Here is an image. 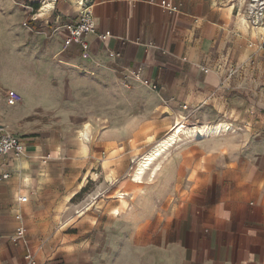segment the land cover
Returning <instances> with one entry per match:
<instances>
[{"label": "crops", "instance_id": "crops-1", "mask_svg": "<svg viewBox=\"0 0 264 264\" xmlns=\"http://www.w3.org/2000/svg\"><path fill=\"white\" fill-rule=\"evenodd\" d=\"M53 2L43 11L34 8L38 0L25 7L7 0L0 11V125L20 137L27 151L21 159L0 161V172L21 176L36 162L47 165L60 156L86 158L81 166L93 169L107 151H119L115 160L137 159L156 148L182 117L200 135L181 148L193 144L197 152L193 141L207 138L201 137L202 127L244 119L245 141L237 149L226 147L233 156L224 159V169L209 165L195 172L196 179L188 172L173 208L174 244L182 264H264V32L253 36L241 29V18L231 11L234 0H83L96 24L84 49L65 44L66 25L78 19L82 5ZM235 9L241 15L248 10L237 1ZM106 32L111 35L103 40ZM234 64L241 67L239 79L235 72L228 77ZM251 65L254 80L245 76ZM10 88L22 95L14 106L6 101ZM201 111L208 114L198 115ZM88 122L94 137L88 153L82 144V153L75 154L73 145L54 141L53 135ZM212 135L220 137L211 133L207 139ZM64 149L72 152L62 154ZM210 150L214 161H221L217 149ZM192 156L194 165L201 154ZM29 179L38 190L43 187ZM30 200L24 193L17 203ZM19 213L26 228L18 209L15 221L0 230V264H25V249L12 239ZM43 247L40 242L32 247L37 260Z\"/></svg>", "mask_w": 264, "mask_h": 264}, {"label": "rangeland", "instance_id": "rangeland-1", "mask_svg": "<svg viewBox=\"0 0 264 264\" xmlns=\"http://www.w3.org/2000/svg\"><path fill=\"white\" fill-rule=\"evenodd\" d=\"M38 1L40 4L34 5L35 9L43 7L45 0ZM236 1L238 6L242 3L247 7L246 4L252 3V0H246V3L245 0H234L231 11H235L238 17L247 16L253 26L250 22L253 16L249 10L250 5L241 15L240 9L234 10ZM16 2L22 3L24 7L31 5V0ZM6 7L7 0H0V11ZM240 70L241 67L234 64V78H240ZM245 76L254 80L256 75L252 65ZM205 114L208 111H201L198 115ZM243 120L235 122L237 132L233 133V130L224 136L193 141L200 151L194 152L193 144L175 151L162 164L163 168L154 180L147 175L142 184L132 181L136 157L113 159L119 151H107L99 166L95 163L93 169L89 165L85 168L81 166L87 161L86 158L71 161L60 156L47 165L36 162L37 165L33 164L30 171H22L21 176L12 173L8 180L0 181V230L8 222H14L16 211L21 209L28 245L34 248L40 240L45 239L46 245L38 253V263L41 261L43 264H84L87 258V264H182V255L174 244L177 237L174 219L176 209L173 208L177 193L182 187H187L188 172H191V179H196L195 172L204 171L209 165L212 168H225L224 159H231L233 156L231 152L226 153V147L237 149L245 141L244 133L247 128ZM82 128L83 126L76 127L72 133L53 135L54 141L71 144L75 154H81ZM192 139L186 138L182 144ZM93 141L91 133L90 143ZM211 147L217 149V158L221 161L215 162L214 155H209ZM69 152L72 151L64 149L62 154ZM194 153H200L201 157L191 165L192 158L189 157H193ZM182 161L183 165L180 163ZM91 163L93 164L92 161ZM86 168L87 172L83 176L82 171ZM107 173H112V178H107ZM179 173V180H176ZM86 175L94 180L86 181ZM28 177L40 180L39 186L43 184L44 188L41 186L38 190L35 182ZM24 178H28V188L25 187ZM80 183H83L82 188L79 187ZM118 192L128 193L125 195L129 203L127 207L121 201L122 198L118 197ZM24 193L31 200L28 204L19 206L17 198ZM69 197L72 198L71 201L67 200ZM17 244L25 249L23 240ZM58 249L61 250L55 256L47 254ZM73 249L76 252L70 254ZM49 257H53L52 260H48Z\"/></svg>", "mask_w": 264, "mask_h": 264}, {"label": "built area", "instance_id": "built-area-1", "mask_svg": "<svg viewBox=\"0 0 264 264\" xmlns=\"http://www.w3.org/2000/svg\"><path fill=\"white\" fill-rule=\"evenodd\" d=\"M163 3L166 5L165 2ZM81 5L82 7L78 19L75 22L66 25L68 37L66 38L65 44L70 45L72 43H78L81 44L84 49H87L88 43L85 37L86 35L96 31V24L93 14L89 10V6H86L84 3ZM249 5V10L251 15H253L250 22L254 25H261L264 21V0H252V3L246 4L247 7ZM110 35V32H106L105 34L101 35V38L105 40ZM115 55L119 56L120 54L116 53ZM233 72L234 71L231 70L228 77H232ZM144 82L148 84V81ZM6 101L8 105L14 106L22 101V95L15 89H7ZM185 119L186 117H183V120ZM26 155L27 151L24 141L0 125V161H7L8 159H21ZM11 175L12 173L10 170H2L0 172V181L8 180ZM16 217L18 220V225L16 227L15 235L12 237V239L16 243L21 240L24 241L25 264H37L38 260L36 257V251L31 246H29L25 240L26 228L23 223V217L20 213L17 214ZM43 244L44 239L40 240V248L43 247Z\"/></svg>", "mask_w": 264, "mask_h": 264}, {"label": "bare ground", "instance_id": "bare-ground-1", "mask_svg": "<svg viewBox=\"0 0 264 264\" xmlns=\"http://www.w3.org/2000/svg\"><path fill=\"white\" fill-rule=\"evenodd\" d=\"M75 1H77L80 4H83V0H75ZM52 2H53V0H45L42 10L46 11L47 9H49V7H52ZM246 17L247 16L240 17L243 24L241 23L239 25L241 27V29L244 30V32H247L246 34L249 33V34H252L253 36H256L258 31L264 32V26L263 25H253L252 26L249 23L248 18H246ZM90 125H91L90 122L86 123L85 126L83 125V128L80 132V138L83 142V149H84L83 152L84 153L87 152V148H89L88 146H89V142L91 139ZM173 126L174 127L171 129L169 134L166 135L160 141V143L158 145L156 144V146H157L156 148L154 147L151 151H147L146 153L140 155L139 157H137V159H135L136 165L134 167V172H133V176H132L133 182L142 184V183H144L147 175H148V178H150L151 180H154L156 175L162 169V166H163L162 164H163L164 159H167L168 156L172 155V153H174L175 151L180 149L184 145L182 143L185 141L186 138L191 137L193 139L194 138L198 139V136L200 135V134H198L199 132H197V129H194L193 125L187 123L185 120L184 121L178 120L177 123ZM212 129H214V130H212ZM233 130L237 131V128L233 123H231V122L219 123V125H217L214 128L208 127V126L202 127L201 128V133H202L201 137H205V138L207 137L208 138L211 136V133H213L216 136H220V135H222V133L226 132L228 134L229 131L231 132ZM147 140H148V138H147ZM153 140H154V137L151 136L148 141H153ZM107 178H112V173L111 174L107 173ZM79 187L82 188L83 183H80ZM118 194H119L118 197L122 198L121 201L124 202L125 206L127 207V205L129 203L125 199V195H128V193H124V192L119 193L118 192ZM71 199L72 198L69 197L67 200L71 201ZM119 213L120 212L118 211V214Z\"/></svg>", "mask_w": 264, "mask_h": 264}]
</instances>
